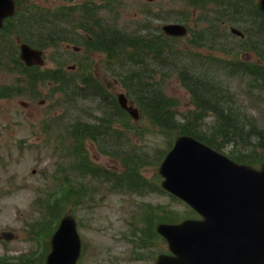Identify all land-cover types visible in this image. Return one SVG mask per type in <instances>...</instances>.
<instances>
[{"label":"rangeland","instance_id":"rangeland-1","mask_svg":"<svg viewBox=\"0 0 264 264\" xmlns=\"http://www.w3.org/2000/svg\"><path fill=\"white\" fill-rule=\"evenodd\" d=\"M168 2V0H162ZM35 3L41 7L52 6L54 9L57 5L64 4L65 0H35ZM158 0L149 2L148 0H130L129 5H125V15L128 19L137 17L139 14L146 12L148 8L156 9ZM144 8L146 10L142 11ZM136 12H138L136 14ZM155 25L162 24V20L157 19L153 22ZM40 33V32H39ZM59 32L54 28H50L44 41L48 47L45 50V56L48 66L53 64L54 61L50 57L56 55V60L61 55L66 56V44H69L71 51L75 43H71L65 39L59 40L55 47L54 39L59 36ZM41 37V34H39ZM264 43V34L261 37ZM238 44L236 41H233ZM186 41H182L185 44ZM12 43H7L6 48H10ZM236 46V50H240V58H228L223 54L216 51H209L200 48L198 53L200 56L208 58L214 57L226 61L231 59L233 61L253 60L259 61L264 67V59H258L248 49L251 44H245V48ZM140 54V52H138ZM96 55L94 67L97 65V70L103 71V62L105 57L102 54ZM192 59V58H191ZM73 60V56L70 61ZM50 62V63H49ZM131 64V63H130ZM194 67L199 69L200 75H205L209 84V89L213 91H232L237 100L241 101L245 106V110L250 113L252 117L258 122L257 125H264V87L259 90L258 84L250 89L249 81L245 77H230L226 79V75L217 71H211L209 65L203 64L200 60L196 59ZM105 83L113 88L114 94L118 91H124V86L117 83V80L108 72L99 75ZM261 82V81H260ZM131 85V83H130ZM166 96L174 102L171 110L174 114L175 123L182 124L191 123L199 125V129L206 131L207 134L218 136L222 139L225 134L215 127L212 121V126L215 130L211 129L209 122L211 116L206 118L202 124L198 116L195 114L194 100L188 93V88H184L182 84L176 79L171 77L164 83ZM130 88V86H129ZM250 89V90H249ZM159 91V89H158ZM246 91H249L248 93ZM239 94V95H238ZM252 94V95H249ZM39 99L35 101L29 100L30 97L25 98L17 97L15 99L7 100L0 99V232L1 229L11 230L17 234V238L7 241L0 238V255L9 254L15 255L26 251L21 261L24 264H44V259L48 248H46V234L48 232L40 231L37 235L28 229L27 224H37L38 221L44 219V212H47V206L50 199L60 200L62 193L59 191L60 184V166L65 165L64 161L60 164L62 159V151L71 141L68 138H63L62 126L80 116V108L68 107L67 104H56V102L63 97L60 93L51 97L50 93L45 90L40 91ZM46 96L48 99H46ZM259 96V97H257ZM259 98V99H258ZM235 99V98H234ZM51 104L45 108L47 104ZM22 101L27 102L25 106L21 104ZM92 100L82 101V115L83 119L94 121L98 115V111H94ZM40 102L44 103L41 107ZM28 105V106H27ZM62 107H66L63 108ZM124 117H119L123 120ZM130 121L128 128L120 127V131L128 136L131 150H138L148 159V165L144 168L143 174L150 180H154L159 164L157 157L163 151L168 149V144L171 138L175 137L174 133L168 132L161 127H154L151 125L150 120L143 117L141 114L140 119ZM245 122V121H243ZM203 128V129H202ZM45 133H44V132ZM204 131V132H205ZM241 132L238 128L236 132ZM137 133V134H136ZM48 134V135H47ZM238 134H244L238 133ZM52 135V139L50 138ZM136 135V136H134ZM243 135V136H244ZM117 140H120V136ZM64 139V140H63ZM63 140V142H62ZM90 156L94 162L110 167H116L118 161L110 159L98 152L95 144L88 143ZM63 149V150H62ZM235 150L237 152H247V148L243 146L225 145L223 150ZM261 148H256L260 151ZM261 159H264V154ZM57 176V177H56ZM89 181L93 184L102 186L100 181L88 177ZM79 199L85 198L82 194ZM151 200L153 202L163 201L169 203L177 210H179V218L183 217L187 211V207L175 199L169 198L163 194H152L149 196H139L133 194H108L106 198L101 199L98 203L91 208L79 209L76 205L74 212L76 217H84L88 225L82 227V232L85 238L89 241V246L85 255V264H139L141 260L134 257V249L140 240V235L131 236L130 239H122L124 231L127 229L128 219L132 212L137 209L139 203ZM186 214H190L188 211ZM132 218V217H131ZM133 240V242L131 241ZM152 240H156L155 237ZM151 246L147 250L146 256L140 257L145 262H149L156 256L163 248L166 249L167 245L163 241L162 246L158 244L147 243ZM135 258V259H134Z\"/></svg>","mask_w":264,"mask_h":264},{"label":"water","instance_id":"water-1","mask_svg":"<svg viewBox=\"0 0 264 264\" xmlns=\"http://www.w3.org/2000/svg\"><path fill=\"white\" fill-rule=\"evenodd\" d=\"M259 5L264 9V0H259ZM13 12L14 0H0V27ZM168 30L183 33L172 26ZM40 55L22 44V57L28 62H42ZM119 100L138 117L123 94ZM160 171L167 178L163 184L189 201L192 198L206 219L159 224V232L175 255H161L156 264H264V163L262 170L237 165L191 137L180 136ZM66 224L68 218L54 235V239L63 240L64 254L57 256L59 253L53 251L48 264H76L80 243L75 241L74 226L68 229ZM67 234L73 239L65 243L63 236ZM13 236L7 234L8 238Z\"/></svg>","mask_w":264,"mask_h":264},{"label":"trees","instance_id":"trees-1","mask_svg":"<svg viewBox=\"0 0 264 264\" xmlns=\"http://www.w3.org/2000/svg\"><path fill=\"white\" fill-rule=\"evenodd\" d=\"M22 3H24L22 1ZM86 7V1H85ZM23 8V7H22ZM20 16L17 18V21L21 22V20L29 19L26 12L23 10L20 11ZM22 16V17H21ZM15 23V22H14ZM114 28L113 34L117 36L116 44L117 46H111L109 48H104L110 55L112 56H120L124 50H128V46L132 48V52H130L131 57H134V52H141L143 50L148 51V54L152 53L156 60L162 62L161 67H157L156 69L146 68L144 70H136L131 71V82L132 87L130 89L138 86L139 91H133L135 96L138 93V100L142 107H145L147 112H152V114L157 113L160 115L159 121H165L167 125H163L166 129L172 130L175 128V119L174 114L171 110L174 102L170 100L165 92L160 87V81H157V75L161 74L162 77L169 75L170 73L177 74L182 83L188 88V91L191 95V98L194 100L195 105V114L198 116L199 121L202 124L205 122V117L207 115H212L215 122V127H217L221 132L225 134V136L220 139L218 136L209 135L203 129H199V125H193L191 123L177 124V130L179 133H186L194 135L207 143L214 146H222L223 142H235L238 145L244 144L245 147H248L253 144L254 148L260 147L264 150V128L262 130L258 129L255 123L248 120V118L242 115L243 111L240 108L239 104H236L234 98L236 95L232 91H213V89H209V84L207 81V77L205 75L199 74V69L194 67V63L189 58L184 57L183 55L187 54L189 51L178 52L174 48L172 44H168V38L162 36L161 40H156L154 36L149 35L145 32H139V30L135 28H124L123 30L119 28L116 24L112 26ZM24 30H29V28L24 27ZM214 33L205 31L203 38H211L210 41H213L208 48H218L223 52H227L230 55H237L238 52L231 45L226 47H215L214 40L212 39ZM260 35L259 33H255V40ZM167 40V41H166ZM221 40H223L221 38ZM262 41V40H261ZM260 41V42H261ZM252 42V41H251ZM106 44V43H105ZM170 46H173L171 49ZM259 47V45H255ZM164 47H169V51H164ZM139 59V57H134ZM133 60V59H132ZM153 61H147L146 65H151ZM154 64L157 63L154 61ZM232 64V63H231ZM234 65V64H232ZM209 67L213 70L211 71H233V67L222 68L220 66H214L209 64ZM199 70V71H198ZM149 72V73H148ZM249 72L256 73L255 68L249 69ZM248 72V73H249ZM149 76V77H148ZM151 76V77H150ZM264 79V78H263ZM255 80L250 79V81ZM159 89V91H158ZM239 95V94H238ZM245 119L242 122L241 118ZM155 118V117H153ZM241 119V120H240ZM215 127L211 125V129L215 130ZM240 129L241 132H236L237 129ZM248 130V135L246 137L243 136L244 131ZM205 131V132H204ZM216 133H218L215 130ZM237 134L235 137L234 134ZM239 137V138H238ZM243 145V146H244ZM244 156L243 158L240 157ZM251 154L240 153L236 155L237 158L249 162L256 163L258 159L255 157L246 159V157H251Z\"/></svg>","mask_w":264,"mask_h":264}]
</instances>
